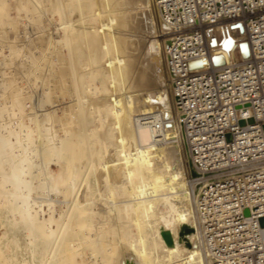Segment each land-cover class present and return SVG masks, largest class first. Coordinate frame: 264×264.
Masks as SVG:
<instances>
[{
    "label": "bare ground",
    "instance_id": "obj_1",
    "mask_svg": "<svg viewBox=\"0 0 264 264\" xmlns=\"http://www.w3.org/2000/svg\"><path fill=\"white\" fill-rule=\"evenodd\" d=\"M155 11L0 0V264H208Z\"/></svg>",
    "mask_w": 264,
    "mask_h": 264
},
{
    "label": "built area",
    "instance_id": "obj_2",
    "mask_svg": "<svg viewBox=\"0 0 264 264\" xmlns=\"http://www.w3.org/2000/svg\"><path fill=\"white\" fill-rule=\"evenodd\" d=\"M154 1L173 32L167 68L198 174L200 245L208 264H264V0ZM229 36L241 43L218 63Z\"/></svg>",
    "mask_w": 264,
    "mask_h": 264
},
{
    "label": "rangeland",
    "instance_id": "obj_3",
    "mask_svg": "<svg viewBox=\"0 0 264 264\" xmlns=\"http://www.w3.org/2000/svg\"><path fill=\"white\" fill-rule=\"evenodd\" d=\"M15 15V13H13V16ZM90 21H94L95 23H98V21L97 20H95V19H92V20H90ZM0 22H2V20L0 19ZM157 22V23H156ZM154 24H155V30H157L156 32L159 34L160 32H161V27H160V24H159V22H158V14H157V12L155 11V17H154ZM1 25V24H0ZM1 27V26H0ZM158 27V28H157ZM0 31H2V33H4V30L3 29H1L0 28ZM160 31V32H159ZM1 33V32H0ZM1 33V34H2ZM3 35L4 34H2L1 36H0V38L1 37H3ZM5 36V35H4ZM7 52V53H6ZM4 53L5 54H8V51H7V49H5L4 50ZM66 53V52H65ZM5 63H7V62H5ZM4 63V65L2 64V66L0 67V74H1V70H2V73H6V77L5 78H7L8 80L10 79V77L11 76H13V75H11L10 74V72H9V67H10V65H9V63H7V64H5ZM1 65V64H0ZM9 72V74H7ZM21 76V74L19 73V74H17V76H16V78H18L17 79V83L18 84H21L22 82H23V79L21 80V78H20V76ZM20 78V79H19ZM7 80V81H8ZM87 80H89V77H87ZM38 86V87H37ZM35 88V89H34ZM34 92L32 93V95H33V97L36 99V97L38 96V94H41V92H42V89H41V87H39V85L38 84H36V85H34ZM36 88H37V90H36ZM41 89V90H40ZM41 91V92H40ZM36 93V94H35ZM36 95V96H35ZM65 100V102H68L69 100L68 99H64ZM68 100V101H67ZM98 118H100L101 117V114L100 113H97V115H96ZM188 193L190 194V189H189V186H188ZM191 195V194H190Z\"/></svg>",
    "mask_w": 264,
    "mask_h": 264
},
{
    "label": "water",
    "instance_id": "obj_4",
    "mask_svg": "<svg viewBox=\"0 0 264 264\" xmlns=\"http://www.w3.org/2000/svg\"><path fill=\"white\" fill-rule=\"evenodd\" d=\"M240 123H241V124H244L245 122H244V120H242ZM192 175H193L194 177H197L198 174L192 169ZM246 213L248 214V210L246 211ZM260 222H261V225L264 226V218H262V219L260 220Z\"/></svg>",
    "mask_w": 264,
    "mask_h": 264
}]
</instances>
